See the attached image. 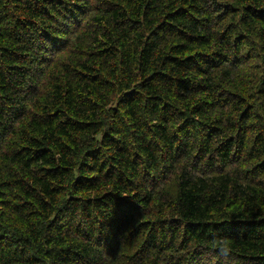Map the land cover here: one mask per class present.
Instances as JSON below:
<instances>
[{"label":"trees","instance_id":"trees-1","mask_svg":"<svg viewBox=\"0 0 264 264\" xmlns=\"http://www.w3.org/2000/svg\"><path fill=\"white\" fill-rule=\"evenodd\" d=\"M0 264H264V0H0Z\"/></svg>","mask_w":264,"mask_h":264}]
</instances>
